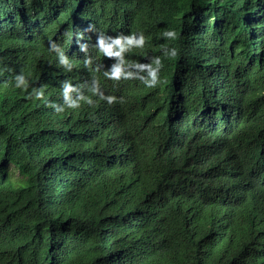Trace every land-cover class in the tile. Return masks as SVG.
Segmentation results:
<instances>
[{"label":"trees","instance_id":"trees-1","mask_svg":"<svg viewBox=\"0 0 264 264\" xmlns=\"http://www.w3.org/2000/svg\"><path fill=\"white\" fill-rule=\"evenodd\" d=\"M0 264H264V0H0Z\"/></svg>","mask_w":264,"mask_h":264},{"label":"clouds","instance_id":"clouds-1","mask_svg":"<svg viewBox=\"0 0 264 264\" xmlns=\"http://www.w3.org/2000/svg\"><path fill=\"white\" fill-rule=\"evenodd\" d=\"M84 26L87 27L86 30H89V29L92 28L91 25H90L89 23H86ZM84 26H82V28H84ZM168 35H169V36H174V33L169 32ZM142 42H143V41L141 40L140 43H142ZM248 186H249V185H248V181H247V180H246V181H241L240 184L237 183V187H239V188H247Z\"/></svg>","mask_w":264,"mask_h":264}]
</instances>
